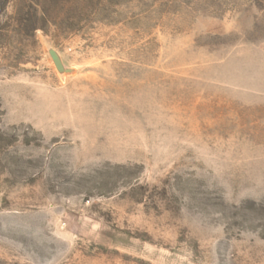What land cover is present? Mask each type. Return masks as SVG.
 <instances>
[{"label": "rangeland", "instance_id": "374dc122", "mask_svg": "<svg viewBox=\"0 0 264 264\" xmlns=\"http://www.w3.org/2000/svg\"><path fill=\"white\" fill-rule=\"evenodd\" d=\"M5 3L0 264H264V0Z\"/></svg>", "mask_w": 264, "mask_h": 264}, {"label": "trees", "instance_id": "16d2710c", "mask_svg": "<svg viewBox=\"0 0 264 264\" xmlns=\"http://www.w3.org/2000/svg\"><path fill=\"white\" fill-rule=\"evenodd\" d=\"M7 0H0V3L2 2L3 4H0V6L5 5ZM27 18H25V24H31L30 31L35 32L39 28H43L44 23L47 21V16L45 14L44 7L40 5L38 1H32L28 5L27 8ZM9 26H14L9 23ZM13 31V29L11 30ZM1 35V33H0Z\"/></svg>", "mask_w": 264, "mask_h": 264}, {"label": "water", "instance_id": "95a60500", "mask_svg": "<svg viewBox=\"0 0 264 264\" xmlns=\"http://www.w3.org/2000/svg\"><path fill=\"white\" fill-rule=\"evenodd\" d=\"M49 52L59 71L61 72L71 71V69L65 67L60 54L55 49H50Z\"/></svg>", "mask_w": 264, "mask_h": 264}]
</instances>
